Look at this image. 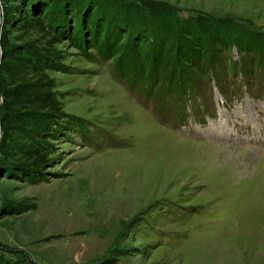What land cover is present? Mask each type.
Returning <instances> with one entry per match:
<instances>
[{"label":"rangeland","instance_id":"374dc122","mask_svg":"<svg viewBox=\"0 0 264 264\" xmlns=\"http://www.w3.org/2000/svg\"><path fill=\"white\" fill-rule=\"evenodd\" d=\"M54 1L66 117L42 173L0 166V264H264V0ZM48 212L103 219L70 256Z\"/></svg>","mask_w":264,"mask_h":264},{"label":"trees","instance_id":"16d2710c","mask_svg":"<svg viewBox=\"0 0 264 264\" xmlns=\"http://www.w3.org/2000/svg\"><path fill=\"white\" fill-rule=\"evenodd\" d=\"M0 6V166L15 178L42 173L49 164L47 153L52 144L48 138L66 114L48 72H63L58 45L71 30L60 18L63 11L54 0H0ZM138 38L130 39L128 45H137ZM247 49L255 51V60H260L261 47L255 44ZM153 53L144 54V60L154 64L147 74L150 85L157 78L156 63H160L159 54ZM177 57L184 60L182 55Z\"/></svg>","mask_w":264,"mask_h":264},{"label":"bare ground","instance_id":"6f19581e","mask_svg":"<svg viewBox=\"0 0 264 264\" xmlns=\"http://www.w3.org/2000/svg\"><path fill=\"white\" fill-rule=\"evenodd\" d=\"M58 215V216H57ZM44 216V217H43ZM103 215L102 214H98L97 217L92 218V220H90L87 216H86V221H83L82 217H78L77 219H75L72 222H68V221H63L66 220L65 216H59V214L57 212H54V215H51L50 212L41 215V217H39L38 219V223H33L32 218L30 217V215H28L26 218H31L30 224H32L31 226H33L35 228V226H37V228H35L34 233H36L37 235H39V237H42V234H44L43 232L44 229H47V233H52V234H61V237L64 239V244H67L70 248V256L73 255L75 253V251L77 250L78 252H80L81 250H85L87 248V237H82L81 239H74L71 240L69 237L72 236L71 232L76 231L77 229H81L83 227H87L90 224H94L97 225L100 223V221H102L103 218H101ZM65 217V218H64ZM90 217V216H89ZM37 220V219H36ZM45 220V221H42ZM35 222V221H34ZM40 228L42 230H40ZM241 228V227H240ZM88 229V228H87ZM31 230V229H30ZM88 232V231H87ZM241 233H239L240 235ZM89 238V237H88ZM263 240V239H262ZM62 243V241H60ZM53 244V249H55L56 247L59 246L60 243H56V242H52ZM83 245V246H82ZM262 245V244H261ZM52 249V250H53ZM79 249V250H78ZM65 251V250H64ZM51 255L53 257H65L66 253H54L53 251L51 252ZM241 257V256H240Z\"/></svg>","mask_w":264,"mask_h":264},{"label":"water","instance_id":"95a60500","mask_svg":"<svg viewBox=\"0 0 264 264\" xmlns=\"http://www.w3.org/2000/svg\"><path fill=\"white\" fill-rule=\"evenodd\" d=\"M1 26H2V9H1V6H0V30H1ZM2 60V52H1V49H0V62Z\"/></svg>","mask_w":264,"mask_h":264}]
</instances>
